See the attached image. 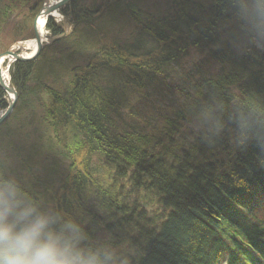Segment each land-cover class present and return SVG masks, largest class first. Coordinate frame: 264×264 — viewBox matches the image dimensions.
<instances>
[{"label": "trees", "instance_id": "16d2710c", "mask_svg": "<svg viewBox=\"0 0 264 264\" xmlns=\"http://www.w3.org/2000/svg\"><path fill=\"white\" fill-rule=\"evenodd\" d=\"M41 2L0 0V34L8 31L12 41L29 39L32 27L27 22L34 16L25 12L37 10ZM61 12L69 27L67 36L45 46L35 59L14 62L10 67L17 98L11 115L0 125V176L14 178L43 206L77 219L89 242L107 240L133 248V264H209L217 257L221 234L232 221L251 237L253 257L247 260L238 254H222L223 264H261L258 258L264 260V243H257L264 239V211L253 216L258 210L248 209L244 191L260 176L256 157L263 159L264 142L255 136L241 139L231 118L238 105L227 100L223 90L248 87V98L264 104V91L258 87L264 84V55L241 43L229 0H71ZM79 21L92 24L87 35L78 32ZM11 22L12 29H8ZM46 29L52 35L63 32L61 24L52 19ZM119 75L129 79L135 91L125 86L114 90L112 83ZM191 85L194 90L189 89ZM100 95L107 97L101 99ZM106 99V104H101ZM217 101L224 106L223 112H217L224 117L218 119L231 144L218 154L223 165L213 166L218 176L208 161L202 162L200 154L187 155L188 151L185 154L167 146L155 159L160 163H149L138 173L139 159L134 152L154 159L151 151L159 141L180 135V130L200 131L199 127L209 126L205 136L213 129L205 110ZM63 102L68 109L61 108ZM134 103L143 110H135ZM179 103L196 107L197 124L183 122L191 115L183 112ZM5 104L0 89V107ZM97 106L124 122L119 128L115 120L108 133L127 143L111 146L126 166H111L107 175L123 181L119 198L149 193L157 200L163 208L159 227L113 204L111 209L119 212L110 220L104 217L100 213L99 174L85 168L88 157L83 151L89 144L84 141L74 152L59 150L66 146L64 135L79 139L82 136L76 131L89 126L104 131L90 116L80 118ZM143 124L151 130L143 132ZM127 146L129 159L120 153ZM70 168L79 173L76 182L66 179ZM91 184L95 187L89 189ZM79 188L84 200L77 202ZM114 197L118 198L117 192ZM74 204L79 205V212L73 209ZM227 211L230 217L221 215ZM121 213L126 219L118 226ZM109 221H113L115 233Z\"/></svg>", "mask_w": 264, "mask_h": 264}, {"label": "bare ground", "instance_id": "6f19581e", "mask_svg": "<svg viewBox=\"0 0 264 264\" xmlns=\"http://www.w3.org/2000/svg\"><path fill=\"white\" fill-rule=\"evenodd\" d=\"M43 1L44 0H42V2ZM70 1L71 0H68L67 3ZM62 8L63 7L60 6L57 9V13L60 16H62V12H61ZM25 13L38 17L37 19L36 17H34L32 20H29L27 22V25H31V27L33 28L37 27V31L42 29L43 20H46V16H48L47 22L49 19L54 20V17L55 16L57 17V14H55L54 16L44 15L40 9L29 10ZM91 26H92L91 23L84 24L83 22H80V24H78V32L87 35L89 33V28ZM39 33L43 34V32L40 31ZM28 47L31 52L35 49V45L32 42L27 44V48ZM3 64H4V59H0V67H2ZM119 76L120 77L116 78L112 83V87L114 88V90L117 89L123 90L125 86L126 90L135 91L129 79L124 78V76L122 75ZM166 85L168 86V88H170L168 83H166ZM258 87L260 91H264V84L259 83ZM189 89L194 90V86L191 85ZM148 94H149L148 99L150 101H153L152 93H148ZM107 95L109 96L111 94H107ZM107 95H100L98 97L102 99L104 97H107ZM115 95L112 94L111 97H116ZM223 96L234 105L235 104L240 105L242 102L246 104L250 101H254L253 99L248 98V87L231 86L223 90ZM131 100L133 101V98H131ZM106 101L107 99L103 101L101 104L103 103L106 104ZM14 105L15 104H13L11 109H9V103H6L2 107H0L1 109L0 116L6 115V117L8 118L13 111ZM179 106L183 110V112L191 115L188 121L183 120V122L197 124V122L199 121V115L198 113H196V107L187 103H179ZM133 107L138 112H141L143 110L142 107L139 106L137 103H134ZM61 108L68 109L69 105L63 102L61 104ZM195 113L197 114V116ZM137 115L138 114L134 115V117H137ZM214 115L217 118L224 117L222 113H216ZM85 116L87 118H89L90 116V119L91 120L93 119L94 123L97 126L102 127L104 131H96V128L89 126L87 128L76 131V134L82 136L79 139H76L74 136L64 135L62 137V142H64L66 146L59 147V150L61 151L68 150L74 152L77 150L78 147L85 144L84 141H86L87 144H89V147L83 151L88 157V162H86L85 168L87 169V171L92 172L93 175H96V173L99 174L98 175L100 180L99 186L102 187V192H99V194H100V199L103 201L102 207H100V213L103 214L104 217L110 220L111 215L114 212H119L116 209L114 210L111 209L110 204H113L118 210L122 208L126 212L131 213L134 217L138 218L140 221H153L154 228L159 227L160 224L158 222L162 218L160 217V214L163 212V208L160 206L159 202L155 200L149 193H130L127 198H119V193L123 187V181L121 180V178L116 177V175L114 174L107 175L111 166H115L119 168L126 166V161L124 159H121L120 156L117 155L111 149V146L114 145L122 146L124 144L127 145V143L123 141L121 142L117 141L108 133L115 120L117 121L116 126L119 128H123L124 122L118 121V118L115 116L107 115L105 113V109H103L101 106H97L96 109L94 110L92 109V111L86 110L84 113L80 114L81 119H83V117ZM203 120L204 119H202V121ZM142 121L145 124H147L145 122L146 121L145 119ZM208 127L209 126H207L204 129H201L203 128V126L199 127L200 131H193L192 129H189V131L180 130V135L173 136L172 138H169V140H160L158 143V147H156V150L151 151V154L154 157V159L147 156L142 157L139 153L134 152V155H136L139 159L138 160L139 165L138 166L136 165V168L139 169L138 173L141 174L142 170H146L148 168L147 164L149 163H153L156 165L157 163H160L155 159H158L159 152L165 146L174 147L177 150H181L185 154L188 151L189 153L187 155L200 154L203 158L202 162L208 161L209 165H212V167L217 163L223 165L221 162H218L220 158L218 154L221 150L227 149L228 147L231 146V144L228 141V133L222 128L220 129L219 132H217L213 124L212 125L213 129L210 131L208 130L206 135L204 136L203 132ZM142 130L143 132L150 131L151 127L143 124ZM259 139H260V143L264 142V138H259ZM139 144L142 146L145 145L143 142ZM263 149H264V145H263ZM121 152L123 154H126V156H129L128 159L131 157L128 146L122 149L120 153ZM182 161L185 162L186 158L183 157ZM256 161L258 162V171L260 176L257 177V180H255L251 185L245 187V191H244V196L249 201L250 208L248 209L250 211L258 210V212L254 213L253 216H257L262 211H264V194L262 193V186L264 184V154L262 160L256 157ZM66 169H68V167H66L65 170ZM212 172L214 173L215 176H218V172L215 167L212 168ZM177 175L178 177H181V174L179 172H177ZM78 177H79V173L76 169L70 168L69 170H67L66 179L70 178L71 182H76ZM182 177H183V173H182ZM88 187L89 189H92L95 187V185L91 184ZM79 191H81V195L78 198L77 202L84 200L82 196V188H79ZM115 192L118 193V198L114 197ZM236 195L237 192H234L233 196ZM164 200L167 202L165 196H164ZM73 206H74L73 209L75 211L77 212L80 211L78 204H74ZM248 209L247 208L245 209L246 213L249 212ZM221 215L227 217L231 216L229 211H227L226 213H221ZM125 219L126 216L121 213V219L116 222L117 225L120 226V224ZM112 222L113 221H109L108 225L110 227V230L113 233H115V230L112 227ZM220 241H221V245L218 249L217 257H215L213 260L210 259L209 264H223L224 262H222L221 260V255L227 253L238 254L242 257H245L247 260L253 257V254L250 251L251 237L247 235L246 232L240 228V224L236 221H232V225H230L228 228L223 230L220 237ZM263 243H264V239L258 241L257 244L261 245Z\"/></svg>", "mask_w": 264, "mask_h": 264}, {"label": "clouds", "instance_id": "9594fccd", "mask_svg": "<svg viewBox=\"0 0 264 264\" xmlns=\"http://www.w3.org/2000/svg\"><path fill=\"white\" fill-rule=\"evenodd\" d=\"M232 20L243 46L264 55V0H229ZM220 101L205 110L217 132L222 123ZM231 118L241 139L264 138V104L235 106ZM135 250L111 241L89 242L74 217L45 207L28 195L14 178L0 176V264H133Z\"/></svg>", "mask_w": 264, "mask_h": 264}, {"label": "water", "instance_id": "95a60500", "mask_svg": "<svg viewBox=\"0 0 264 264\" xmlns=\"http://www.w3.org/2000/svg\"><path fill=\"white\" fill-rule=\"evenodd\" d=\"M67 1L68 0H61V1H58V2H56L54 4H50L48 6H42L40 10L43 12L44 15H52L53 13L57 12L58 7L63 6L64 4H66ZM46 17H48V16H46ZM37 18L38 17H36V19ZM33 32H34V38L36 40V51H35V53L32 56H30V57H22V56H18L16 54L10 52L9 50H7V51H5L4 53H2L0 55V58L1 57H5V56H13L17 61H20V62L29 61V60H32L33 58H35L44 45L41 43V37L39 35V30L37 31V27L33 28ZM0 87L4 91H6L8 94H12L13 95L14 100L10 101V103H9V109H11L13 104H14V102H15V100H16L17 95H16L15 91L10 86L4 84V82H3L2 78H1V73H0ZM6 118H7L6 115L1 116L0 117V124Z\"/></svg>", "mask_w": 264, "mask_h": 264}, {"label": "rangeland", "instance_id": "374dc122", "mask_svg": "<svg viewBox=\"0 0 264 264\" xmlns=\"http://www.w3.org/2000/svg\"><path fill=\"white\" fill-rule=\"evenodd\" d=\"M48 1H49V0H44L43 2H48ZM43 2L39 5V8H38V9H40L41 6H42L43 4H45V3H43ZM55 19H56L57 21L60 20L59 17H56ZM14 22H15V21H14ZM14 22L9 23V25H8V29H12V26H13ZM63 22H64V21H63ZM65 29L68 30L67 25H64V30H65ZM5 32H6L7 34H5ZM5 32H2V33L0 34V53L4 52V50H6V49L8 48V46H10V47L13 46V49H14V48L17 49V44H19V43H23V44H21L20 46H21V48H24V46L28 43L27 41H25L26 43H25V42L12 41V39H10L11 37H10L8 31H5ZM26 40L34 42L35 39H34V36L31 35V36H29V39H26ZM21 48H20V49H21ZM21 50H23V49H21ZM23 52H25V51L23 50ZM26 52H28V51H26ZM8 59H9L8 61H5L6 63L4 62V65H6L7 63L10 64V61H12V59H10V58H8Z\"/></svg>", "mask_w": 264, "mask_h": 264}]
</instances>
